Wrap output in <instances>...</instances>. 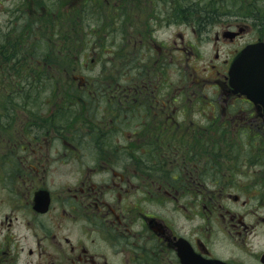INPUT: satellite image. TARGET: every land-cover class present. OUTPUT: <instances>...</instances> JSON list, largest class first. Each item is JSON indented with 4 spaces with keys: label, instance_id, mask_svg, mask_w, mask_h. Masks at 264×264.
<instances>
[{
    "label": "flooded vegetation",
    "instance_id": "af4514ba",
    "mask_svg": "<svg viewBox=\"0 0 264 264\" xmlns=\"http://www.w3.org/2000/svg\"><path fill=\"white\" fill-rule=\"evenodd\" d=\"M5 10L0 264H244L209 230L242 241L264 227V105L229 80L242 49L264 44V0Z\"/></svg>",
    "mask_w": 264,
    "mask_h": 264
},
{
    "label": "rangeland",
    "instance_id": "374dc122",
    "mask_svg": "<svg viewBox=\"0 0 264 264\" xmlns=\"http://www.w3.org/2000/svg\"><path fill=\"white\" fill-rule=\"evenodd\" d=\"M18 1L19 0H0V6L2 8H6L5 11L11 10L16 7ZM6 19H8V16L3 14V12L0 13V20L4 21ZM208 59L209 57L207 60ZM196 63L197 66H202L205 63V60L200 59ZM84 64H87V61H84ZM83 69L85 71L83 78L85 81H87L96 74L97 70L104 69V67L99 62V64L94 66H85ZM171 75L175 78L177 84H181V82L187 78L185 76L186 72H180L177 69L175 70V73H172ZM69 79L71 80V78ZM74 79L79 80L80 77L77 76ZM250 217V220L252 221L254 218L252 216ZM209 232L213 239L212 248L217 254H220L224 257L234 256L233 258H235L238 262H244V264H258L257 260L255 259V253L257 254L258 251L264 250V227H260L253 235L254 237L249 234L248 237L244 238L243 240H247L246 242L243 240L241 241V238L239 237H232V235L226 230L219 231L215 226H213V224L210 225Z\"/></svg>",
    "mask_w": 264,
    "mask_h": 264
},
{
    "label": "water",
    "instance_id": "95a60500",
    "mask_svg": "<svg viewBox=\"0 0 264 264\" xmlns=\"http://www.w3.org/2000/svg\"><path fill=\"white\" fill-rule=\"evenodd\" d=\"M230 81L236 90L246 93L255 101L264 103V47L248 46L233 61L230 68ZM184 264H202L200 260H190L181 253ZM264 261V255L262 257ZM222 261H208L207 264H220ZM224 264H228L224 262Z\"/></svg>",
    "mask_w": 264,
    "mask_h": 264
}]
</instances>
